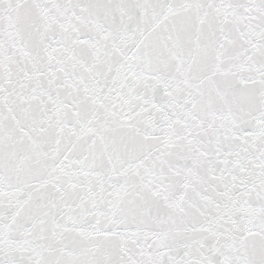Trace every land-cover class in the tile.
Instances as JSON below:
<instances>
[{"label": "snow or ice", "instance_id": "obj_1", "mask_svg": "<svg viewBox=\"0 0 264 264\" xmlns=\"http://www.w3.org/2000/svg\"><path fill=\"white\" fill-rule=\"evenodd\" d=\"M0 264H264V0H0Z\"/></svg>", "mask_w": 264, "mask_h": 264}]
</instances>
